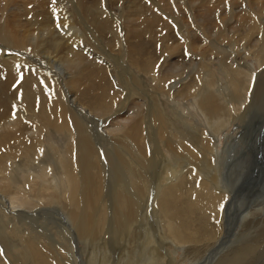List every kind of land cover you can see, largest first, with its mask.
I'll use <instances>...</instances> for the list:
<instances>
[{"label":"bare ground","instance_id":"1","mask_svg":"<svg viewBox=\"0 0 264 264\" xmlns=\"http://www.w3.org/2000/svg\"><path fill=\"white\" fill-rule=\"evenodd\" d=\"M165 1L154 2L159 14L161 13L158 16L149 8L144 13L138 11L144 6L137 10L141 26H151L156 22L165 25H162V31L153 35V38L156 35L166 37L165 33L162 34L167 29L164 23L166 20L163 22L161 15L172 18L174 24L180 18L168 15L165 10L167 7L163 9L159 3ZM37 2L38 0H0V15L5 17L0 21V37L5 43L0 48V191L3 193L0 195V264H264V200L245 203L248 201L246 200L239 206L234 205L236 185L245 163H239L240 167L239 164L231 167L228 179L230 187L225 190L215 161L218 154L222 161L219 165H223L226 157L219 155L214 147L221 128L244 119L226 118L227 106L229 102L237 103L231 99L232 93L239 99V103H242V94L245 95L244 103L250 102L249 91L252 84H256L258 76L253 68L246 65L244 60L242 64L234 60V65H228L217 58L227 74L224 85L232 90V93L223 94L219 88L211 90L217 82L214 80L216 73H212L211 63H206L209 60H203L196 67L192 63L186 64L191 73L184 83L182 79L186 74L183 73L184 64L183 69L181 68L183 62L179 64L180 59H177L178 63L171 62V55L179 45L162 40L164 46L161 54L164 52V61L169 64V68L159 71L158 61L148 58L139 42L138 47L132 45L134 42L127 43L128 38L120 32V42L115 39L121 45L119 51L123 52L126 44L129 45L127 50L130 60L133 62L134 59L139 69L145 66L152 73L149 81H152L153 88L149 89L150 86L141 84L143 79L138 78V74L128 72L130 83H134L133 88L149 93L143 94L144 98L138 100L140 104H132V111L128 112L130 116H126L128 119L124 118L123 124L111 128L113 124H109V118L107 122H101L104 128L100 129V124L95 127V124L85 118L106 115L104 112L107 108H112L122 99L119 87L123 76L120 78L118 74L112 75L114 67L104 57H97L84 50L89 46L87 41L93 40L92 34L96 29L88 26L86 18L81 22L80 14L77 22L72 20L70 24H58L56 27V36L66 38L64 41L52 39V27L45 26L46 21L43 19L45 22L42 23V18L39 19L41 27H37L42 29V45L41 48L33 46L37 33L32 35V31H27L28 27L25 31L30 36L23 37L20 32L23 28L16 24L12 11L17 5L31 9V5L34 6ZM190 2L203 10L206 21L215 25L210 36L215 37L217 42L249 38L251 44L248 52L257 60L260 70L264 69V0ZM166 4L168 3H164ZM170 4L172 7L176 5L173 1ZM72 12L74 15V11ZM69 13L66 14V22L73 18ZM7 14L11 15L10 20L6 17ZM17 15L20 14L17 12ZM125 17V14L121 16L122 19ZM201 22L203 23L202 19L197 23ZM24 25L22 26L25 28ZM113 25L112 23L111 26ZM17 26L21 28L18 30ZM95 26L98 30L113 32L110 24L96 23ZM219 26L224 31H219ZM197 29V34L204 38V31L200 27ZM179 32L187 51L193 52L195 45L189 39L190 32L182 24ZM47 33V50L66 53L62 60H58V67L54 65L60 74L53 71V60H49L50 66L46 68L40 66L32 56V53L45 50L42 49L45 47L42 40ZM157 40L160 41L161 38ZM210 40L209 46L213 48V41ZM162 42L159 43L161 46ZM0 44L3 45L1 42ZM215 44L222 48L221 43ZM51 45L54 46L53 49ZM115 47L113 46L117 49L118 46ZM169 51L172 53L168 54ZM212 52L218 53L213 49ZM220 54L219 52L218 55ZM58 59H61L60 56ZM202 78L205 79L204 83ZM172 81L174 85L169 87ZM99 82L101 84L96 86ZM81 86L88 93L82 94L83 90L79 89ZM95 87L101 88V93L95 99L96 106L93 108L95 101L89 92H94ZM76 88L81 91L82 99L90 102L92 111L83 105H80L82 108L76 107V99L70 101L71 90L76 91ZM161 92H167L164 99L171 97L174 103L167 106L168 110L179 116H169L164 102L159 99ZM76 93L79 94V91ZM190 97H193V107H189L191 110L187 111L185 101ZM229 99L231 100L228 101ZM259 104L264 109V100ZM142 108L151 117L144 118L141 115V118H133L132 115L139 113ZM192 114L203 118H189L188 115ZM111 118H114V114ZM214 120L217 122H212ZM199 121L206 122V125H198ZM207 123L213 128L210 134L206 130ZM87 125L98 130V141L105 144L103 147L100 148L99 142H95L94 134ZM28 132H31L30 138L26 136ZM61 132H65L66 137L64 143L56 145L58 171L53 170V176L47 169L48 165L41 161L42 154L47 150L42 143L44 136H48L51 140L50 147H54L52 136ZM118 133H122L121 139L117 138ZM104 136L112 147H107L106 141L102 139ZM170 154L172 156L168 157ZM235 155L239 154L236 152ZM19 157L22 164L14 162ZM33 159L37 165L32 168ZM20 165L22 168L18 170ZM189 166L194 171L202 170L203 173L197 176L189 170ZM58 172L60 173L57 174ZM261 174H264V167L261 168ZM104 182L110 186L107 196L103 195ZM255 185L264 195L263 181H257ZM150 188L153 189L149 192ZM148 192L151 195L154 193L149 209ZM43 206L49 207V210ZM48 214L56 215L54 217L58 218L61 231L53 233L52 221L49 222L45 216ZM54 217L50 219L57 220ZM43 219L47 221L43 222ZM237 224L241 225L239 232L232 235V241H226ZM247 226L252 229L244 231ZM7 239L9 240L6 241ZM80 245L83 247L80 248ZM178 251L182 253V261H177Z\"/></svg>","mask_w":264,"mask_h":264},{"label":"rangeland","instance_id":"2","mask_svg":"<svg viewBox=\"0 0 264 264\" xmlns=\"http://www.w3.org/2000/svg\"><path fill=\"white\" fill-rule=\"evenodd\" d=\"M43 1H45V2H43ZM157 1L158 0H61V2H59L58 0H38V2L34 4L35 8L32 5L30 7L31 9H25L24 8L25 6H20V7H19V5H17V7L14 6V9L15 8L16 9L14 11H12V14L14 15V19L16 21V24L17 25L20 24L19 26H21L23 28V29L20 30L21 35L23 34L22 35L23 37H29L30 36V34H28L25 31L26 28H28V27H29V29H27V31H29V30L32 31L31 32V34L33 33L32 35H35L37 33V35H38L37 36V40H34L33 46L37 45V47H39V48H41L40 46L42 45L41 37H40L41 36L40 33H42V29L40 28L41 25H40V22H39L40 21L39 19H41V18H42V23H44L46 21L45 22L46 23L45 26L49 25L50 27H52L51 28V32L54 33V35H55V36L53 35L52 39H58V40L64 41L66 38H59V37L56 36V27L58 26V24H63V23H65L66 25L70 24V23H72V20H74V22H77L79 14L82 17V21L81 22H84L83 19L86 18L85 21L88 23V26L94 28V30L96 29V32L94 34H92V35L95 36V37L92 36L93 40H88L87 41L89 43L90 47L87 46L86 48H84V50L87 53L92 52L97 57L98 56L101 57V58L104 57L103 59L104 60L106 59L105 61L106 62L108 61V63L111 66L114 67V68L111 67V69L113 68L112 75L113 74L114 75L118 74V75L121 76V77L119 76L120 78H122V76H123V81L121 82V87H119L120 90H121V93H122V99L117 101L113 105L112 108L109 109V107H108L107 110L104 112V114H106V115H100L97 118H93V119L92 118H90V119L89 118H85L87 121H90L91 123L95 124V127H99V124H100V129L104 128L101 125V122L105 123V122L108 121L109 118L111 120V122H109V124H113V126L111 128L123 124L124 123V118L128 119L127 117L130 116V113H128V112L132 111L131 108L133 107V105L137 104L138 100L144 98L143 94H148L149 93V92H145L142 89L137 90L136 88H133V84L134 83H130L129 78H128V74H127L128 72L131 73L132 75L133 74H135V75L138 74L137 77L138 78L140 77V78L143 79L141 84L144 83L145 85H147V87L150 86L149 89L153 88L152 81L151 80L149 81L150 77H152V73H150L148 71L147 67H145V66L141 67L140 69L142 71H148V73L141 72L140 69L137 67V64H135L134 59H133V62L130 60V58L128 56L129 55V50H127L129 45L126 44V48L123 50V52L119 51L121 49V45L117 44L116 41L120 42V39H119L120 32H122V34L125 35L128 38L127 43L129 41L132 42V43L134 42V44H132V45L138 47V42H139L142 45V47L144 48L143 51H144V53H146L147 57L148 58L151 57L153 60L158 61L157 69L159 71H161V70L163 71V70H166V69L169 68V64H167L166 61H164V59H165V56L163 57L164 52L161 54L162 47L164 46L163 42L164 41H168V43L173 42V43H176L175 45H179V47H176L175 51L171 55V57H172L171 58V62L178 63L179 59H180L179 64H181L183 62L182 65H181V68L183 69L184 66L186 67V70H184L185 67L183 69V73L186 74V75H183V79H182V81L184 83L187 82V76L190 77L189 74L191 73V71H190L191 69L187 65L192 63V66L196 67L197 65H201L203 60H205V61L209 60V61H206V63H208V64L211 63V68H212V71H213L212 73H214V72L216 73V75H214L215 76L214 80L217 83L219 82V85H217V83H216L215 85H213L211 90H216L217 88H219L220 90L223 91L222 92L223 94L232 93V90L230 89V87L228 85H224V82H226L227 74H226L225 68L216 59L217 58L221 59L223 62H227L228 65H234L236 60H238L239 63L242 64V61L244 60V63L246 65H248L249 67L251 66L253 68V70L258 74V76L256 78L257 79L256 80V84H252V86L250 88V91H249L250 94L248 95V98H250V102L248 104L244 103V99H245V95L244 94H242V96H241V102L242 103H239L238 102L239 99L235 95H233V93H232L231 99L234 102H237V103L229 102V104L227 106L226 118H238L239 117V118H244V119H243V121H234L231 124V126L228 125L226 128H221L218 131V133H217L218 137L216 136L217 139L214 141V147H215V150L218 153H220L219 155H222L223 157H226L227 162L225 160V163L223 165H219L220 162H222V161H220V159L218 158V154L216 156V159L218 161L215 159L216 160L215 162L217 164V168L219 169V172H220L219 175H221L220 179L222 180V183H223V186H224L225 190L230 187L228 185V179L230 177L229 171H230L231 167L232 166H236L239 163L241 165L243 163H245L244 170L241 171L240 178H239L238 183L236 185V191L237 192L235 193V197H234L235 201H236V202H234L235 206L241 205L246 200H248V201L245 202V203H251L252 201H255V200H264V195H262L263 192H260L257 189V187H255L256 186L255 183L257 181L258 182L263 181V183H264V174H261V168L264 167V109H261V106H259L260 105L259 102H261V100H264V69L260 70V67H259V65L257 63V60L254 57L250 56L251 55L250 51L248 52V50L250 49V44H251L250 39L248 38L246 40H241V41L240 40L237 41V40H233V39H225L223 41L217 42L218 40H216L215 37L210 36L213 33L212 30L215 28V25L213 26L211 23L206 21V19L204 18L203 10L201 8H199L198 6L196 7L195 5L191 4V2H190L191 0H188V1L187 0H166V1L164 0L165 2H159L160 5L163 6V9H165L167 7L165 10H167L168 15L175 16L176 19L178 17H180V18H178L177 22H175L176 24H174V21L172 20V18L167 17L165 15H161L162 16L161 17L162 21L164 22L166 20L164 23H166V28L167 29L165 30L166 32L165 31L162 32V34H164V33L166 34V37L164 35L162 37H158V35H156V38L155 37L153 38V35H155L156 33L159 34V32L162 31V29H161L162 25H163V27H165V25L163 23H160V22L157 23L156 22V24H153L154 26L151 25L153 29L151 28V26L143 25L144 29L142 30L143 26H141V24H140V19H139L138 15H137V10H138V8L140 6H144L143 9L141 8L138 11H141V12L144 13V12L147 11L146 8L147 9L149 8L150 10H152L154 12V13L152 12L153 14L157 13L156 15L158 16L161 13L159 14V9L157 10V6L154 5V2H157ZM161 1H163V0H161ZM171 1L176 3V5L174 7L171 6V4H170ZM166 2L168 4L164 5V3H166ZM39 4L41 6H43V4H44V6L41 7ZM61 4H64V5L62 6ZM184 5H187V6H184ZM57 7H59V8H57ZM189 7H191V9ZM65 8L67 10H65ZM70 9H72V10H70ZM176 9H178V10H176ZM16 10H17L18 14H20V15H17ZM72 11H74V15H73ZM129 11H131V12H129ZM27 13H29L31 16L29 17L28 16L29 14H27ZM67 13H69L70 16H73V18L69 22H66V21H68V19L66 18L67 17V15H66ZM123 14H125L127 16V17H125V19L121 18V16ZM106 15H108V16L106 17ZM7 16H8V20H10L11 19V15L7 14L6 17ZM20 17H22V19ZM23 17H25V18H23ZM28 17H29V20H28ZM0 18H1L0 21H2L3 18H5V17H2V14H1ZM19 18L21 19V21L19 20ZM163 18H165V19H163ZM43 19L45 20L44 22H43ZM167 19H169V20H167ZM200 19L203 20V23L202 22L201 23H197ZM18 20H19V22H18ZM193 20H194V23H193ZM195 20H197L196 24H195ZM121 21H123V22H121ZM20 22H22L23 24L20 23ZM262 22H264V19H262ZM96 23L97 24L98 23L99 24L106 23V24H110V26L113 23L114 27L111 26L113 32L105 31V30H102V29L98 30L97 27L95 26ZM118 24L122 25V26H119ZM177 24H178V26H177ZM181 24L184 25L187 28V30L190 32V35H189L190 38L189 39L191 41V44L195 45L193 52H188L187 49H186L185 43L181 42V39L183 37L181 35V32H179ZM22 25H24L25 28ZM115 25L116 26L118 25L119 27L117 26L118 28L117 27L115 28ZM19 26H17V28ZM33 26L37 30H35L33 28ZM37 26H40V27H37ZM45 26H44V28H45ZM31 27H32V29H31ZM197 27H200L204 31V35H205L204 38L197 34V32H199ZM20 28H18V30ZM148 28H149V30H148ZM52 29H54V30H52ZM217 29L219 31L221 29H222L221 31H224L223 30L224 28H222L221 26L217 27ZM83 31H84V33L86 35H88L85 32V30H83ZM143 31H146L145 35L143 34ZM151 31H153V32H151ZM25 32L27 33V35H25ZM167 32L169 33V35H167ZM179 33H180V35H179ZM99 34H101V35L99 36ZM107 34H110V35H107ZM135 34H136V36H135ZM151 34H152V36H151ZM137 35H138V37H137ZM113 37H115V38H113ZM47 38H49L48 37V33L45 34V36L43 37V40H42V41H44L43 45L45 46L42 49H45V50L41 51V52H37L36 54L32 53V56L34 57L35 61L40 66L49 68V66H50L49 65V60H50V62L53 60L52 63H51L52 66H54V65L56 66L57 65L56 67H58V65L60 64L58 62V60L59 61L62 60L63 57L66 55V53L64 51H62V52H56V51L52 52L50 50L48 51L46 45L49 43V39H47ZM137 38H139V40H135ZM157 38L158 39L161 38V40L158 41ZM163 38H165V39H163ZM115 39H116V41H115ZM132 39H133V41H132ZM154 39H156V40H154ZM209 39H211L210 41H213V43H212L213 48H211L209 46L211 44V43H209ZM2 40L3 39L0 37V42L3 44L2 46H0V48L5 46L4 40H3V42H2ZM83 40H84V43L86 44V41H85L84 38H83ZM162 40H163V42H162ZM25 41H26V39H25ZM233 41H235V42H233ZM161 42H162V46L159 44ZM207 42H208V45H207ZM232 42L235 43L236 45H233ZM215 43H221L222 48H220ZM113 46L114 47L118 46L117 47L118 50L115 49L116 47L113 48ZM205 46H206V48H204ZM207 46H209V47H207ZM53 47L54 46L51 45L52 49H53ZM212 49H213V51H218V53L220 52L221 54L218 55V53L212 52ZM231 49L233 50L232 52H231ZM44 53H47L50 56L52 55L51 58H50V56H46L47 54H44ZM54 53L57 56L54 55ZM170 53H172V52L169 51L168 54H170ZM59 56H60L61 59H58ZM119 56H121V57H119ZM133 56H135V55H133ZM214 57H215V59H214ZM211 58H213V60H211ZM228 58L231 59V60H229ZM126 59H127V61H126ZM177 59H178V61H177ZM183 60L184 61L186 60L185 63H184ZM124 61L128 62V63L126 64ZM175 61H177V62H175ZM183 64H184V66H183ZM55 66L53 67V71L57 72V74H60L59 70ZM221 72H223V73H221ZM217 78H218V80L216 81ZM195 80H196V78H195ZM204 82H205V79L202 78V83H204ZM100 84H101L100 82L96 83V86L97 85L99 86ZM173 85H174V81L170 82L169 87H172ZM136 86H138V85H136ZM224 88H225V90H224ZM77 89L78 88H76V91L73 90V89L71 90L72 91V93H71L72 97H71L70 101L76 99V104H75L76 107L78 106L79 108H82L80 105H83L87 110L92 111V106H91L90 102L83 100L82 97H81L82 94H84L87 90L84 91L85 89L83 90V88L81 86V88H79V89L81 91L83 90V93L80 94L81 91L79 89L78 90ZM99 89H101V88L97 89V87H95L94 92H91V93L89 92V94H91L93 96V100L94 101H95V99H98L97 96H99V94L101 93V91ZM182 89H185L184 86H182ZM78 91H79V94L76 93ZM226 92H228V93H226ZM86 93H88V92H86ZM92 93L93 94L95 93V96ZM160 95L161 96L163 95L162 97L160 96L159 99L164 102L165 109H167L168 114H170L169 116H171V118H174V116H179L178 114H174V112L171 111L170 109L168 110L167 106L174 105V103L172 102L171 97H168V98L164 99V96L168 95V93L167 92H165V93L161 92ZM176 95H178V94L176 93ZM75 97H78V98H75ZM131 99H133V100H131ZM231 99H229L228 101H230ZM192 101H193V97L186 98L185 102H186V105L188 107H187V109L186 108L185 109L187 111L191 110L189 107H193L192 106ZM145 103H146V105L148 104V99H146ZM138 104H140V101H139ZM241 104H244V107H241ZM95 106H96V101L93 104V108ZM135 110H138V109H135ZM135 110H133V111H135ZM238 113H239V115H238ZM113 114H114V118H111V116ZM136 114H137V116H136ZM141 115H143L144 118L151 117V115L148 114L147 111L144 110L143 108L140 109L139 113L136 112L135 114H133L132 117L133 118H141ZM101 116H102V118H101ZM188 117L189 118H203V117L195 116L193 114L190 115V116L188 115ZM129 119H131V118H129ZM193 121L196 124V121L195 120H193ZM212 122L215 123L217 121L214 120ZM197 124L201 125V126H205L206 122L202 123V121H199ZM215 128H216V126H215ZM88 129L91 130L92 134H94V140H95V142H97L99 140L98 130H96V128H93V127H90V126H88ZM206 130H207V133H209V132L212 133V131H210V130H213V128L208 126V123H207V129ZM30 133L31 132L26 133L27 138H30V135H29ZM59 134H61V135H59ZM59 134H57L56 136L55 135L52 136L53 140H54V141L52 140V142L55 144L54 147H52V148L50 147V145H51L50 142H49L50 138L48 136H46V137L44 136V138H43V142L44 143H42V146H45V148L47 150L42 154L41 161L45 165H48V168L47 167L46 168L49 169V171L52 173L53 176L55 175L53 173V170L55 172L58 171V165L56 164V160H55L56 157H57L56 156V150H57L56 145L60 144V143H64V139L66 137V135H65L66 133L65 132H61ZM121 135H122V133L116 134L117 138H119V139H121L123 137V135L122 136ZM95 136H96L97 140H96ZM231 137H233V138H231ZM102 139L104 140V142L106 141L105 143H106L107 147H109V146L112 147V144H109L110 141L108 140V138L106 136H104ZM98 142H99L98 144H99L100 148L103 147V145H105L104 143H101L100 141H98ZM45 143L46 144L48 143V144L46 145ZM216 146H217V148H216ZM63 147H64V145H63ZM124 147H125V145H124ZM226 152H227V155H226ZM236 152L239 155L236 156L235 155ZM166 154H168V153H166ZM171 156H172V154H170L168 157H171ZM24 157H26V156H24ZM33 161L31 163V167L32 168L37 165V163L35 162V159H33ZM248 161H250V162H248ZM14 162H16V164H22L21 157H19L17 160H14ZM240 164H239V167L241 166ZM54 165H55V167H54ZM189 167H190L189 170H192L193 173L195 175H197V176L198 175L201 176V173H203L202 170L194 171L192 169V166H189ZM21 168H22V165L19 166L18 170H21ZM225 169H226V171H225ZM208 170H209V168H208ZM59 173L60 172H58L57 174H59ZM104 185L105 186H103V195L107 196L110 193L109 192L110 191V186L108 184H106V183ZM152 189L153 188H150L149 192ZM20 190L23 191V192L25 191L24 189H20ZM2 194H3L2 191H0V195H2ZM153 195H154V193H153ZM153 195H151V193H149V195H148V200H147V206H148L147 208L148 209H149V207L151 205V201H152ZM229 196H231V195H229ZM262 197H263V199H262ZM35 199H37V198H35ZM43 207L49 210V207H47V206H43ZM45 216L48 217L47 219H49L48 220L49 222L52 221L51 224H52V227L54 228L53 233H57V232L62 230V227H61L60 223L58 222V218L54 217L56 215L48 214V215H45ZM53 217H54V219H57V220L53 221V219H50V218H53ZM42 221L44 222V221H47V220L43 219ZM237 226H238V229L236 230ZM237 226H235L236 228L234 227L232 229V231L230 232V235L228 236V238H226V241H232V238H233L232 235H234V233H236V232H239V229H240L241 225L237 224ZM63 229H66V227H63ZM250 229H252V227L250 228V226L249 227L247 226V228L244 231H247V230H250ZM8 240L9 239H7L6 241H8ZM82 247L83 246L80 245V248H82ZM181 255H182V253L180 251H178L176 253V257L178 256L177 261H182ZM130 263L131 262H129V264Z\"/></svg>","mask_w":264,"mask_h":264}]
</instances>
